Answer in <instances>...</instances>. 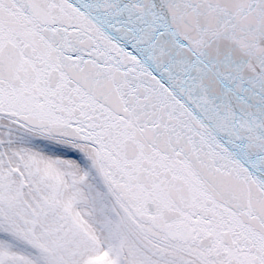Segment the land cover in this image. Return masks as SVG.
I'll return each instance as SVG.
<instances>
[{"label": "snow or ice", "instance_id": "1", "mask_svg": "<svg viewBox=\"0 0 264 264\" xmlns=\"http://www.w3.org/2000/svg\"><path fill=\"white\" fill-rule=\"evenodd\" d=\"M0 264H264V0H0Z\"/></svg>", "mask_w": 264, "mask_h": 264}]
</instances>
